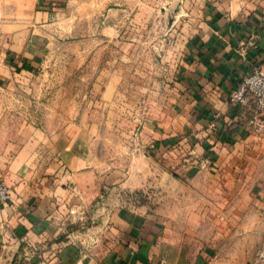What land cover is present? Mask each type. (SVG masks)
I'll use <instances>...</instances> for the list:
<instances>
[{
    "label": "crops",
    "instance_id": "obj_1",
    "mask_svg": "<svg viewBox=\"0 0 264 264\" xmlns=\"http://www.w3.org/2000/svg\"><path fill=\"white\" fill-rule=\"evenodd\" d=\"M106 3L0 0V174L10 189L0 264H264V140L227 99L264 65V0H201L184 13L167 92L134 136L115 118L113 76L77 79L87 92L60 96L64 113L28 95L52 79L16 76L53 53L95 50L52 42ZM150 189H170L169 219L135 195ZM70 221L79 230L66 234Z\"/></svg>",
    "mask_w": 264,
    "mask_h": 264
},
{
    "label": "rangeland",
    "instance_id": "obj_2",
    "mask_svg": "<svg viewBox=\"0 0 264 264\" xmlns=\"http://www.w3.org/2000/svg\"><path fill=\"white\" fill-rule=\"evenodd\" d=\"M200 8L201 0H193L192 3H185V0H107L94 16L79 15L75 36L57 37L52 42L59 46L80 44L96 47L95 50L81 54L53 53L44 69L31 76L21 73L16 76L52 79L45 86L33 82V87L29 85L27 92L34 95L37 108L52 112L57 106L58 113L67 112V104L60 99L65 92H87L85 84H78L77 79L91 73L113 76L118 82L115 118L134 136L142 117L152 112L155 98L167 92L166 85L171 82L180 50L181 38L177 30L186 16L184 13H198ZM77 56L78 63L74 64ZM63 78L69 81L65 84ZM16 88H19L18 94L26 92L25 85H17ZM39 115L38 119H48L49 123L67 119L66 116ZM169 190L161 195L157 192L154 195L152 189L135 195L151 207L165 206L169 219ZM63 230L66 234L74 233L79 230L78 224L70 221Z\"/></svg>",
    "mask_w": 264,
    "mask_h": 264
},
{
    "label": "built area",
    "instance_id": "obj_3",
    "mask_svg": "<svg viewBox=\"0 0 264 264\" xmlns=\"http://www.w3.org/2000/svg\"><path fill=\"white\" fill-rule=\"evenodd\" d=\"M227 99L248 114L246 132L264 140V65L252 67ZM9 197V186L0 174V202L5 203Z\"/></svg>",
    "mask_w": 264,
    "mask_h": 264
}]
</instances>
